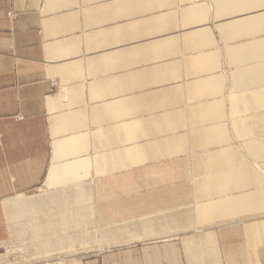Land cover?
<instances>
[{"label": "crops", "instance_id": "obj_1", "mask_svg": "<svg viewBox=\"0 0 264 264\" xmlns=\"http://www.w3.org/2000/svg\"><path fill=\"white\" fill-rule=\"evenodd\" d=\"M210 4L215 11L214 21L220 24L216 31L222 41L231 43L237 40L227 50L232 63L234 54L247 57L242 59L247 62H240L242 66L234 74L236 89L244 91L233 102L237 104L238 99L244 100V108L239 105L237 116L246 109L261 110L264 108V93L261 95L255 90L264 83V0H0V144L6 134L11 136L16 130L32 126L39 129L37 135H40L48 107L56 114L48 119L51 134L56 138L63 135L64 145H72L80 132L94 127L99 128V141L93 144L102 142L101 146L104 144L101 139L106 135L113 137L114 142L118 136L120 145L127 130L129 134L151 135L147 131L137 132V122L143 110L138 112L137 102L140 105L148 100L144 98L147 94L162 91L161 99L152 104L176 103L175 108L147 114L146 117L152 127L158 125L154 120L164 117L172 120L171 115L177 118V140L180 144L176 148L178 156L173 159L187 160L184 166L190 176L180 180L184 186L191 178L190 191L178 199L167 196L168 200L163 201L165 190H159L162 195L148 191L144 179L139 182L136 175L111 174L115 168L120 169L122 163L106 159L103 154L98 157L101 158L99 167L93 168L96 180L98 172L105 171L109 175L106 177L108 183L118 181L114 184L116 192L122 193L124 187L120 184L125 180H130L133 186L121 195L122 204L118 208H113L111 213L107 211L112 225L102 223L103 228L99 230L112 231L116 236L119 230L116 224L126 226L130 220L127 230L130 236L139 230L133 219L156 217L163 208L168 209L169 215L165 218L169 221L160 226H148L147 232L182 228L193 219L205 217H209V225H213L218 215L225 217L228 214V205H231L232 215L243 212L247 208L248 195L259 198L262 192L239 193L247 180L237 179L242 174L240 170H230L233 159L240 156L230 155L233 148L224 121L227 115L224 118L226 102L223 100L226 83L223 79L227 77L215 75L220 52L209 27ZM256 7V16L248 20L241 18L247 10ZM165 65L169 66L168 70H164ZM156 67L164 70L163 77L159 80L149 77V80L153 83H175L176 90L170 92L171 88L164 84L158 90H138V83L144 81L141 77ZM239 76L248 77V81L240 83ZM52 83L67 87L66 102L61 103L58 98L49 101L54 89ZM122 84L128 89L123 90ZM252 99L253 103L247 106ZM204 108L208 109L203 111ZM192 110L201 111L193 114ZM20 115L22 120L17 119ZM206 126L211 133L196 132L197 127L205 130ZM256 126L258 130L254 136L257 145L245 149L241 144L240 150L264 159V138H260L264 136V120L257 119ZM240 137L244 138L243 131ZM81 146L76 148L75 154ZM251 154L249 159L264 171V160L261 166ZM89 162L75 164L84 169ZM107 165L110 167L108 172L103 168ZM62 169L59 167L53 171V176L54 172L56 175L50 179L51 182L66 185ZM250 173L249 179L259 174L264 176L255 167ZM160 183L163 188L165 183ZM78 186H81V194L79 190L72 194L71 191ZM89 186L91 184L66 185L53 194L67 189L68 198L81 195L84 200V197L88 198ZM109 193L105 192L107 199L99 202L98 217L100 209L112 206L110 201L113 198L108 196ZM205 194H209L207 198H204ZM216 194L221 197L214 201ZM147 195L152 201L140 209L139 204L148 198ZM190 207L196 211L189 214ZM120 215L123 217L119 218ZM109 235L107 233L99 245L105 243L110 250L119 247L130 250H115L110 252L111 255L97 258L92 264H165V261L179 264L177 257L180 256L170 260L164 257L165 246L160 247L159 242L148 239V243L123 241L124 244L114 245ZM138 243H142L143 249L131 250ZM146 256L148 259L140 261Z\"/></svg>", "mask_w": 264, "mask_h": 264}, {"label": "rangeland", "instance_id": "obj_2", "mask_svg": "<svg viewBox=\"0 0 264 264\" xmlns=\"http://www.w3.org/2000/svg\"><path fill=\"white\" fill-rule=\"evenodd\" d=\"M256 9L258 8L247 10L241 18H245V20L253 18L258 14ZM214 16L213 4H210L211 19L209 27L217 39L216 49L220 52L219 66L215 71V75L227 77L223 79L226 82L223 100L226 102L224 118L227 115L224 121L227 129H229L231 147L233 148L230 155L235 157L239 154L240 156L233 159L230 170H232L231 172L240 170L242 174L238 175L239 178L237 177V179L247 180L239 193L262 192V195L259 198L248 195L247 208L242 210L241 213L232 215L233 210H231V205H228L226 208L228 216L218 215L217 221L213 225H209V217L193 219L184 227L167 230L164 237L150 240V242H159L160 247L165 246L164 257L167 260L180 256L177 257L179 264H264V229L254 231L256 227H264V176L258 173V177L255 176L249 179V176H251L250 170L254 167L262 174H264V171L249 159L248 156L251 153L240 150L241 144L245 149H251L257 145L254 136L258 130L256 120H264V108L258 111L246 109L237 116L239 105L244 108V100L238 99V105L233 104V102L236 101L238 96L243 95L244 91L236 89L237 84L235 83L234 74L237 73V70H240L242 66L240 62L244 61L242 59H247V57L234 54V64L232 63L227 50L230 46L235 45L237 40L231 43L222 41L220 33L216 31L217 25L220 24L215 23ZM168 69L169 66L165 65L164 70ZM163 71L156 67L145 74L148 77L143 75L141 78L144 81L138 83V90L143 92L158 90L162 88L163 84L171 88L170 92L176 90L174 89L175 83H153L149 80V77L154 80L161 79ZM247 78L239 76L240 83L248 81ZM251 79L252 77L249 80ZM52 84L54 89L52 94L49 95V101L58 98L61 103L66 102L67 99L64 97L68 91L67 87L59 83ZM122 89L127 90V85L122 84ZM255 92L263 95L264 83ZM161 97L162 91L153 92L144 96V98L151 99L141 102L140 105L137 102L138 112L143 109L142 117L137 122V132L147 131V133L151 132V135L129 134L127 130V133L122 135L120 145L117 142L118 136L114 142L113 137L109 135L101 139L104 143L103 146H101L102 142L93 144L94 141H99L97 136L99 128L97 127L83 130L77 136L68 135V137L76 136L75 141L72 145H64L62 143L64 140L63 135L56 138L51 134L52 128L48 126V119L56 114L49 107L45 113L40 135H37L39 129L32 126L16 130L12 133L13 135L6 134L3 137V143L0 144V148H3L0 150V264H92L97 258L102 259V257L111 255L110 252L115 250L116 252L130 250L124 249V247L110 250L104 245L105 243H102L104 246L99 245V242L105 238L107 233L110 234L108 237L111 244L114 245L132 241L131 235L128 236L127 231L123 233L125 237L127 236L125 239L120 236V228L124 224H116L119 229L116 236L112 234V231L108 230L106 233L99 230L103 228L102 223L112 225L107 218L108 215L114 211L113 208H118L122 204V196L130 191L133 186L130 180L123 181L120 185L124 189L120 193L114 189V184L118 181L108 183L106 178L96 180L93 168L99 167L98 162L101 158L98 157L103 154L106 159H116L122 163L121 168H115L114 171H111V174L136 175L139 182L143 181L141 178L144 179L147 181L148 191H156L162 195L159 190H165L166 195L163 193V201L168 200L167 196L178 199L189 193L192 185L191 178L189 177L188 184L184 186L181 185L180 180L190 176L189 170L185 169L184 166L187 160L178 161L173 159L178 156L176 148L180 144L177 140L179 138L176 126L177 118H175V115H171L172 120L165 119V117L154 120V124L158 125L152 127L149 126L150 119L146 117L147 114H157L163 112L164 109L175 108L176 103H164L163 107L161 103L152 104L153 101L160 100ZM252 103L253 99L247 102L246 105L250 106ZM207 109L204 108L203 111ZM17 119L22 120L23 117L20 115ZM204 129L202 131L206 132L207 126ZM241 131L244 132V138L240 137ZM33 132H36V134ZM260 138H264V136ZM78 146H81V150L75 154ZM102 149L105 151H101ZM252 157L261 166L263 165L262 161L264 159L258 156ZM88 160H90L89 164L85 165L84 169H80L78 163H86ZM75 162L78 163L75 164ZM222 163L225 165L226 162ZM59 167L63 168L62 172H64V180L67 181L66 185L85 184L86 186L91 184L87 190L89 193L88 198L84 197L83 200L81 195L68 198L66 195L67 189L58 191L55 195L53 194V192L66 186L50 181L56 175V172H54L53 176V171ZM87 168H90V170ZM103 168L107 171L110 167L107 165ZM66 170L67 172H65ZM93 181L94 184H92ZM160 182L168 185L166 189L165 185L163 188L161 187ZM78 190L81 194V186L74 188L71 192L77 194ZM105 192H111L108 196L113 198L110 201L112 206L100 209V216L98 217L99 202L107 199ZM208 195L205 194L204 198H207ZM220 197V194H216L213 199L217 201ZM161 198L162 196L156 200ZM151 201L148 196L140 202L139 208H146ZM104 211L110 213H104ZM162 211L167 214L163 217L164 223H166L169 221L165 218L169 215L168 209H160L155 218L160 217ZM195 211L194 207H190L188 210L189 214ZM115 215L116 213L113 214V216ZM122 217L120 215L119 218ZM135 220L133 219V223L139 222L138 227L145 230L152 218L142 216L137 221ZM195 220L197 222H207V225L205 227L195 226ZM127 222L129 223L130 220ZM190 226H194V228L188 230ZM197 230L199 232H196ZM258 233L261 235H257ZM257 237L263 240V243L260 244L263 247L253 249L250 242L257 240ZM143 242L148 243V238L145 237ZM141 249H143V245L138 243L137 247L131 250ZM144 259H148V256L140 258V261ZM165 264L168 263L165 261ZM171 264H173L172 261Z\"/></svg>", "mask_w": 264, "mask_h": 264}, {"label": "bare ground", "instance_id": "obj_3", "mask_svg": "<svg viewBox=\"0 0 264 264\" xmlns=\"http://www.w3.org/2000/svg\"><path fill=\"white\" fill-rule=\"evenodd\" d=\"M149 99V98H148ZM151 99V98H150ZM173 99V101L174 102H176L177 101V99H175V98H172ZM173 101H171V102H173ZM162 106H164V105H162ZM165 110V109H164ZM200 111L201 110H192V112L191 113H193V114H196V113H200ZM210 125V124H209ZM210 128H212V126H210ZM200 131H202L201 130V128L200 127H197V130H196V132H200ZM207 133H211V130L209 129L208 131H207ZM102 173H105V172H98V174H97V176H98V178H106L107 176H108V174H102ZM105 175V176H104ZM167 214H166V212L165 211H162L161 212V214H160V217H158V218H152V220H151V222H150V224H149V226H151V225H154V226H160V225H162V224H164V219H163V217L164 216H166ZM138 223V226L140 225V223L139 222H137ZM194 225L195 226H198V227H205L206 225H207V222H197L196 220H195V222H194ZM129 228V223H128V225H126V226H122L121 228H120V231H121V233H120V236L122 237V238H126L124 235H123V233H125L126 231H127V229ZM192 228H194V226H190L189 228H188V230H190V229H192ZM263 230L264 229V227L263 228H255L254 229V231H260V230ZM166 231L167 230H165V229H162V230H156V231H153V232H147V230L145 229H141V228H139V230H137L136 232H133L132 234H131V236H130V238H131V240L133 241V242H140V241H143L144 240V238L145 237H147L148 239H150V240H152V239H157V238H159V237H164V233H166ZM196 232H199L198 230L196 231ZM257 235H261L260 233H258ZM255 237V236H254ZM262 237V236H261ZM121 238V239H122ZM114 239V238H113ZM261 243H263V240H260V238L259 237H257V240H252L251 242H250V246L254 249V248H257V249H260V247H263V246H260V244ZM262 263V262H261Z\"/></svg>", "mask_w": 264, "mask_h": 264}]
</instances>
